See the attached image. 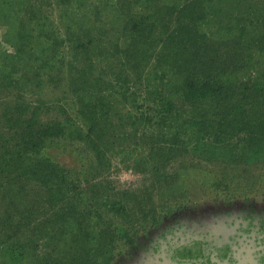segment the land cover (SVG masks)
I'll return each mask as SVG.
<instances>
[{
	"label": "trees",
	"instance_id": "1",
	"mask_svg": "<svg viewBox=\"0 0 264 264\" xmlns=\"http://www.w3.org/2000/svg\"><path fill=\"white\" fill-rule=\"evenodd\" d=\"M36 1V9L42 12L37 10L38 17L34 10L28 19L31 23L29 33L36 32L35 37L27 34L19 38L22 31L12 24L6 26L8 32L18 35L15 39L18 46L13 48L14 55L7 60L25 58L21 56L38 60L34 58L36 52L49 60L43 40L56 41L51 38L55 26L53 23L44 25L47 17L43 13L47 10L50 14L52 8L61 10L58 25L73 28L76 24L66 26L69 22L65 19L69 17L78 23L77 39L74 40L71 33L66 38L69 49L74 52L73 60H98L94 49L99 48L100 58L118 60L123 66L138 65L137 68L141 69L143 63L153 61L148 77L151 82L158 81V89H147V84L143 90V85L135 88L138 80L131 82L133 79L129 78H116L114 84L121 87L114 84L108 87L97 80L93 83L86 75L92 70L88 65L82 72L86 81L81 90L70 87V91L76 94L74 109L62 107L61 118L50 120L45 118L48 112L43 97L45 80L37 74H31L33 79L19 76L16 83L24 82L21 89L13 96L10 93L2 96L3 89L7 88L3 68V73L0 72V102L4 103L0 108L4 104L7 109L4 115H0V195L6 207L0 211V235L3 237L0 239V255L6 257L9 264L23 263L28 258L32 262L28 264H61L58 260L51 262L50 253L40 254L44 252L39 250V237L34 238L30 227L35 202L27 201V187L41 188L45 192V202H55L52 199L56 198L53 206L68 199L75 200L89 189L88 169L94 167V163L98 166L96 171H100L110 150H115L117 133L114 134L111 128L114 122H121L122 117H113L111 103L107 101L114 89L135 88L128 94L130 103H136V98L143 95L149 111L160 116L153 120L144 114L148 110H144L135 118L136 125L138 121L147 122L141 133L149 140L144 158L148 156L152 165L147 166V173L159 167L156 158L150 155H157L161 165L178 155L196 160H232L234 164L249 163L264 156V71L255 69V66L264 65V60H258L264 59L259 53L264 45V7L254 5L244 14L233 15L235 7L231 10L227 6L231 0H124L117 10L123 18H119L118 25L115 22L102 25L110 27L103 31L99 29L98 16L105 7L95 5V0H50L51 7L45 0ZM88 2L91 4L87 10L84 7ZM72 4L75 5L73 10ZM78 7L79 12L83 9L80 17L79 12L74 13ZM94 31L95 37L88 36ZM104 34L108 35V48L97 39ZM41 39L42 43L37 42ZM74 44L78 45L77 49H72ZM119 60L127 61L123 64ZM238 73L242 75L240 78ZM29 91L30 95H27ZM33 97L36 100L32 101ZM67 101L70 100L67 98ZM196 106L205 110L198 111ZM245 107L249 109L246 111ZM178 108L182 115L178 114ZM138 110L135 113H139ZM132 112L129 111L128 116ZM155 123L161 124V129L155 130ZM231 139H234V145H231ZM74 142L88 145L94 154L93 163L83 164L71 146ZM62 155L79 160V164L75 163L71 168L65 166L58 162ZM193 169L191 165L182 168V177L172 182L171 194L188 191L185 187L189 182L184 179L183 172ZM157 177L155 185H160L161 176ZM83 184L84 189L80 188ZM125 198L126 201L132 200L131 195ZM39 199L42 200L40 196ZM121 199L113 200V206L121 205ZM33 222L38 227L47 224L41 219ZM55 225L62 230L60 225ZM120 232L126 233L125 230ZM85 260L84 255L72 258L71 262L82 264Z\"/></svg>",
	"mask_w": 264,
	"mask_h": 264
},
{
	"label": "rangeland",
	"instance_id": "2",
	"mask_svg": "<svg viewBox=\"0 0 264 264\" xmlns=\"http://www.w3.org/2000/svg\"><path fill=\"white\" fill-rule=\"evenodd\" d=\"M120 2L123 3L124 0H95V5L105 7L98 16L100 30H107L108 27L105 28L102 25H108L110 22H115L118 25L119 18H123V15L117 11ZM45 3L46 5L50 4L48 7H51L50 0H45ZM37 4L36 0H0V72L3 68L5 69L6 79L3 80L7 84L6 90L3 89L5 92L2 96L7 93L13 96L17 90L21 89L24 82L16 83L19 76L25 75V78L33 79L31 74H37L41 77L40 79L45 80V83L42 84L45 90L43 97L48 109L45 118L59 119L61 112H64L62 107L73 108L76 94L70 91V87L76 86L81 90L82 83L86 81L82 72L87 69L88 65H91L92 70L88 71L86 75L93 83L97 80V82L106 83V86L111 87L115 85L116 78L121 80L129 78L128 80L133 79L131 82L138 80V82L135 81V88L143 85V90L147 87L144 84H147L149 85L147 89H158V81L151 82L148 77L149 68L154 65L153 61L143 63L144 68L141 69L137 68L138 65L123 66L118 63V60L100 58L97 53L100 51L99 48L94 49L98 60H80L81 62L73 60L74 52L69 49L66 38L71 33L74 40L77 39L80 31L77 29L78 23L69 17L65 19V22H69L66 23V26L76 24L73 28H64L63 25H58V16L61 10L52 8L49 9L50 14L47 10H44L43 13V16L47 17L44 20V25L50 26L53 23L55 26V32L51 38H55L56 41L44 42L45 39L43 40L45 49L48 48L47 58L49 60H45V57H41L37 52L34 53V58H38V60H30L26 56H21L25 57L22 60H7V57L14 55L13 48L18 46L15 43L18 35L12 31L8 32L6 26L12 24L22 31L19 38L25 37L27 34H34L35 37L36 32L29 33L31 23H28V19L34 10L39 17L41 10L36 9L38 8ZM89 4L91 2H88L84 8L88 10ZM254 5L257 8L264 7V0H231V2H227V6L231 10L235 7L233 15L244 14L248 9L255 7ZM40 7L42 10L44 9L43 6ZM74 7L75 5L72 4L71 9L73 10ZM82 10L79 12L78 7L74 13L79 12L78 16L80 17ZM89 14L93 19L91 13ZM41 22L43 23V21ZM88 36L95 37V31L94 34ZM107 36L104 34L102 38L99 36L97 39L99 42H103L102 46L106 45L108 48ZM37 42L42 43V39ZM77 47L78 45L74 44L72 49H77ZM261 49L263 51L259 53L264 55V45L261 46ZM258 60L264 59L258 58ZM119 61L123 63L127 60ZM255 69L263 72L264 65L255 66ZM241 76V73H238V78ZM246 79L248 80V78ZM115 86L121 87V85ZM124 89H114V94H110L112 97L108 95L107 101L111 103L113 117H122V121L113 123L112 132L117 133L115 150H110L102 162L101 170L96 171L98 166L93 163L94 154L85 142L71 143L83 164L93 163L94 167L89 169L86 167L89 189H85L77 199H68L54 207L52 204L57 202L56 198L52 199L55 202H45V192L41 188L38 186L33 187L34 189L27 187L29 189L26 192L29 194L27 201L35 202L34 216L30 221V227L33 228L32 234L34 238L39 237V246L41 245L39 250L44 252L40 254L50 253L48 258L51 262L58 260L61 264H74L71 262L72 258L85 255L86 260L82 264H119L123 260L131 258L134 251L139 252L157 230L165 223L176 220L180 215L194 219L203 212L206 217L208 215L211 217V224H214L219 216H226L230 220L236 215L248 214L249 206H264V156L257 160H251L249 163L234 164L232 160L231 162L218 158L196 160L194 157L178 155L171 157L165 165H161L157 155L156 157L150 155L152 158H156L159 167L154 172L147 173V166L152 165L148 156L144 158V154L148 152L149 140H146L148 136L145 138L141 134L142 126L147 122L138 121V125H136L135 118L144 110H148L144 114L147 113L153 120L160 116L149 111L150 108L145 104L143 95L136 98V103L131 104V97L128 94L134 90ZM27 95H30V91L27 92ZM67 98L70 101H67ZM34 100L36 98L33 97L32 101ZM2 103L4 102L1 101L0 104ZM134 104L137 105L134 107ZM9 105L11 106V104ZM6 109L3 104V107L0 108V115H4ZM196 109L198 111L205 110L204 107L198 106ZM245 109L247 111L249 108L245 107ZM136 110L139 113H135ZM129 111H133L130 116H128ZM68 112L72 114L71 110ZM178 114H183L179 108ZM154 127L155 130H158L162 125L155 123ZM230 141H232L231 145H234V139ZM78 161L66 155H62L58 160L69 168L79 164ZM189 165L195 169L183 172L186 176L184 179L189 182V185L185 187L188 191L182 193L174 191L171 194L169 190L173 187L172 182L178 181L182 177V168ZM199 169L203 172L198 171ZM157 176H161L160 185H155ZM80 188L84 189V184ZM129 195L132 196V200L126 201L125 197ZM39 196L48 205L44 204ZM67 196L71 197L72 195L67 194ZM1 197L0 195V211H4L6 202L1 201ZM118 198H122L121 205L113 206V200ZM49 204H51L50 208H48ZM10 213H13L12 208H10ZM53 213L58 214L56 216L52 215ZM38 219L47 224L44 227L35 226L33 220ZM58 219L60 222L57 221ZM55 224L60 225L62 230ZM202 224L205 225L206 222H202ZM208 227L211 228L210 225ZM120 230H125L126 233L123 235ZM1 238L3 237L0 235ZM40 238H42L41 241ZM30 260L28 258L19 264L32 263ZM0 264H9L8 259L0 255Z\"/></svg>",
	"mask_w": 264,
	"mask_h": 264
},
{
	"label": "flooded vegetation",
	"instance_id": "3",
	"mask_svg": "<svg viewBox=\"0 0 264 264\" xmlns=\"http://www.w3.org/2000/svg\"><path fill=\"white\" fill-rule=\"evenodd\" d=\"M247 212L219 216L214 224L203 212L194 219L180 215L119 264H264V206Z\"/></svg>",
	"mask_w": 264,
	"mask_h": 264
}]
</instances>
